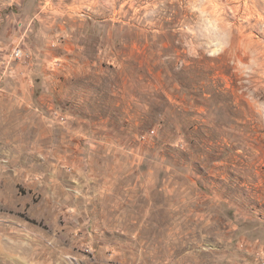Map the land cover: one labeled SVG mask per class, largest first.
<instances>
[{
	"label": "rangeland",
	"instance_id": "obj_1",
	"mask_svg": "<svg viewBox=\"0 0 264 264\" xmlns=\"http://www.w3.org/2000/svg\"><path fill=\"white\" fill-rule=\"evenodd\" d=\"M0 48V264H264V0H0Z\"/></svg>",
	"mask_w": 264,
	"mask_h": 264
},
{
	"label": "built area",
	"instance_id": "obj_2",
	"mask_svg": "<svg viewBox=\"0 0 264 264\" xmlns=\"http://www.w3.org/2000/svg\"><path fill=\"white\" fill-rule=\"evenodd\" d=\"M0 51H1V48H0ZM22 54H23L22 49L21 48H16V49L13 50L11 56L16 58V57L22 56Z\"/></svg>",
	"mask_w": 264,
	"mask_h": 264
}]
</instances>
